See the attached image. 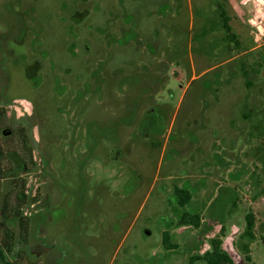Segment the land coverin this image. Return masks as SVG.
<instances>
[{"label": "rangeland", "instance_id": "1", "mask_svg": "<svg viewBox=\"0 0 264 264\" xmlns=\"http://www.w3.org/2000/svg\"><path fill=\"white\" fill-rule=\"evenodd\" d=\"M221 3L238 47L214 0H0L12 264H188L222 225L235 264H264V0Z\"/></svg>", "mask_w": 264, "mask_h": 264}, {"label": "trees", "instance_id": "2", "mask_svg": "<svg viewBox=\"0 0 264 264\" xmlns=\"http://www.w3.org/2000/svg\"><path fill=\"white\" fill-rule=\"evenodd\" d=\"M214 6L218 13L219 19L221 21V25L225 30L226 37L228 40L232 41L235 46H239L238 40L236 36L232 33L229 21L230 18L227 16L225 9L221 3V0H214ZM24 199V195H21ZM20 196V198H21ZM22 199V201H23ZM174 199L175 203L183 208L185 207L191 200V193L185 189H175L174 190ZM15 218L18 220L20 216L16 215ZM25 220H21L20 226L24 228L23 233H27L26 226L27 223ZM27 221V220H26ZM245 221V231L243 236H245L248 240L252 241L254 238V216L253 214L247 213L244 217ZM179 227H192L194 229H198L201 226V216L198 213H188L183 212L178 219ZM226 237V228L224 225L221 226L220 234L218 236L213 237L209 241V250L205 252L201 256H192L189 258L188 264H195L197 261H202L204 264H235L233 259L229 256L227 252H225L222 248L223 239ZM8 238V239H7ZM12 238L9 235H6V240L4 242L0 241V264H12L8 259L7 255L13 253V245ZM23 241V240H22ZM162 245L165 250L174 249L173 244L170 241V235L168 232L164 231L162 234ZM244 251L247 252L248 246H243ZM246 261L249 258L245 257Z\"/></svg>", "mask_w": 264, "mask_h": 264}, {"label": "crops", "instance_id": "3", "mask_svg": "<svg viewBox=\"0 0 264 264\" xmlns=\"http://www.w3.org/2000/svg\"><path fill=\"white\" fill-rule=\"evenodd\" d=\"M201 216V215H200ZM215 223V221H211V220H207V222H206V224L205 225H207V226H209V225H213ZM204 226V219L202 218V216H201V226H200V228H202ZM226 226V225H225ZM185 228H192V227H180V231H184V229ZM200 228H198V229H200ZM192 229H194V228H192ZM198 229H195V230H198ZM227 233V232H226ZM227 236V235H226ZM204 237L205 238H207V239H209V241L213 238V237H215V233H214V231L212 230V234H211V231H209V233H207V234H205L204 235ZM200 239V238H199ZM227 240H228V238L226 239V237L223 239V244H222V248H223V250L225 251V252H227L226 251V248H225V244H226V242H227ZM205 243V242H204ZM172 244H173V246H174V249H172V250H165L167 253H172L174 250H176L177 248H178V245L176 244V243H174V242H172ZM193 248H195V247H193ZM193 248H191V249H193ZM207 250H205L204 252H202L201 254H198V255H192V253L190 254L189 253V255H190V257H192V256H201V255H203L205 252H207L208 250H209V242H208V244H207ZM248 249H249V246H248ZM228 253V252H227ZM156 254H158L160 257H161V255L163 254V253H156ZM229 254V253H228ZM163 256V255H162ZM230 256V255H229ZM189 257V258H190ZM231 257V256H230ZM161 258H165V257H161ZM166 258H169V257H166ZM232 258V257H231ZM162 259V260H163ZM233 259V258H232ZM188 261H189V259H188ZM197 262H202V261H197ZM196 264V263H195ZM204 264V263H203Z\"/></svg>", "mask_w": 264, "mask_h": 264}, {"label": "flooded vegetation", "instance_id": "4", "mask_svg": "<svg viewBox=\"0 0 264 264\" xmlns=\"http://www.w3.org/2000/svg\"><path fill=\"white\" fill-rule=\"evenodd\" d=\"M15 127H16V130H19V125H17V124H15ZM17 163V162H16ZM20 168H22V170H20ZM24 168H25V164L24 163H22V166L20 165V163H18L17 165H16V170H20L21 172H23V173H25V170H24ZM35 249L36 250H40L41 252L43 251L42 250V247H40V246H35Z\"/></svg>", "mask_w": 264, "mask_h": 264}]
</instances>
